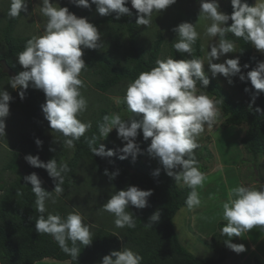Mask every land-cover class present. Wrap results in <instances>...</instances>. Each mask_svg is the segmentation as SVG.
<instances>
[{
    "label": "clouds",
    "instance_id": "obj_1",
    "mask_svg": "<svg viewBox=\"0 0 264 264\" xmlns=\"http://www.w3.org/2000/svg\"><path fill=\"white\" fill-rule=\"evenodd\" d=\"M70 2L87 9L95 5L97 14L108 16L115 13L117 20L132 14L127 7L130 2L136 10V24L147 27L152 22L154 11L161 13L175 4L176 0ZM230 4L232 12L228 14L221 10L219 0H199V17L212 21L205 34L218 37L204 59L193 55V45L199 38L195 24L187 21L178 24L172 29L176 34L172 46L177 53L187 54L190 58L158 59L155 67L139 73L126 88L122 100L127 105V111L133 115L127 120L122 119L119 114L103 117V122L97 125L101 140L106 139L115 129L117 138L126 142L122 148L106 151L104 144L95 146V136L88 141L93 156L110 158L118 151L121 153L118 157L120 160L131 157L134 163L137 157L143 154L136 142L142 132L145 141L149 138L151 140L146 149L147 154L158 161L167 176L192 189L185 200L189 210L201 206L202 201L196 189L202 187L206 180V175L199 170V162L195 156V149L199 147L197 138L205 131V127L209 130L213 128L221 113L218 107L221 101L206 94L210 84L208 73H211L212 78L218 75L225 77L229 84L233 83L232 77L237 76L241 82L250 81L252 89L256 91L253 92L248 87H245L244 91L251 93L248 105L251 109L258 96L264 93V61H257L256 67L246 74L242 71L239 56L219 63L214 62L229 53H236V45L234 41L226 38L227 33L236 38H243L258 52L264 53V0H255L254 5H249L247 0H230ZM27 12L28 0H10V17L16 18ZM40 12L47 18L43 34L27 40L24 50L17 54L16 61L24 70L10 78V87L13 90L32 87L43 91L45 103L41 105V109L44 118L51 130L65 137L63 143L71 149L91 127L90 122L84 123L78 119V115L86 111L88 106L87 99L81 93L84 82L80 79V74L88 66L83 59L84 50L98 49L101 33L86 17L76 16L68 7L54 6L53 0H41ZM243 68L247 69L249 65L244 64ZM19 96L23 100L25 92L20 91ZM11 99L8 91L0 90V137L6 135L5 121L10 114ZM254 111L262 113L259 107ZM134 114L139 116V119L133 118ZM222 134L223 132L220 136ZM35 143L37 147H42L43 142L40 139L37 138ZM236 148V162L240 163L246 153L237 142ZM49 150L55 151L52 148ZM230 151L229 147H225L223 154ZM24 157L30 166L45 169L55 184L54 190L49 192L42 187L43 182L35 172L23 177L25 186L30 183L36 197L35 210L39 213L35 220L36 232L50 235L60 249L71 257V261L78 262L81 252L79 245L90 246L93 241L90 225L84 223L79 211L69 212L66 217L50 212L45 215L46 200L52 197L53 192L59 196L64 191L63 173L69 171L67 163L58 166L55 158L44 162L38 155L29 154ZM230 160L232 161V157ZM261 170L264 171V164ZM159 173L158 168L153 175L158 176ZM104 175L114 180L119 175V170L109 172L105 169ZM152 195L151 189L142 190L130 185L111 194L101 210L114 215L117 228H135L134 215L128 211L129 205L143 209L148 206V198ZM222 209L223 221L226 223L220 228V235L228 238L223 241L224 244L237 254L245 252L247 249L244 244H236L232 240L255 227L264 228V187L256 189L241 184L230 189L227 200L222 203ZM160 216L159 210L154 212L145 227L152 228ZM142 260L143 257L139 253L123 245L120 250L103 256L100 264H142Z\"/></svg>",
    "mask_w": 264,
    "mask_h": 264
},
{
    "label": "trees",
    "instance_id": "obj_2",
    "mask_svg": "<svg viewBox=\"0 0 264 264\" xmlns=\"http://www.w3.org/2000/svg\"><path fill=\"white\" fill-rule=\"evenodd\" d=\"M249 5H253V0H247ZM69 11L79 16L78 10L74 4H67ZM131 15H125L119 20L115 19L116 14L105 16L104 18L91 21L99 30H103L104 36L100 42V47L95 50H84L87 53L85 63L88 65L82 71L87 81L89 89L93 90L98 101H102V94H107L114 90L122 82L130 83L134 81L139 73L149 71L156 66V61L162 56V45L164 38L158 34L156 40L145 39L136 24V10L132 8L131 3L127 5ZM232 12L231 4L227 13ZM19 17H9L5 26L0 25V31L4 30V39L7 47L4 56L0 59H6L8 64L17 72H21L22 66L15 62L19 52L24 50L27 40L33 36H15L14 29ZM231 21H229V24ZM104 26V28L102 27ZM226 38L234 41L237 54L240 58L242 71L246 74L256 67L257 61L261 55L255 52V48L243 38H236L231 33L226 34ZM196 58L204 59V50L201 42L197 39L193 45ZM242 52V53H240ZM168 54L173 59H189L187 54L177 53L172 44L169 47ZM164 59L166 57L164 56ZM248 64L249 68H243ZM96 75L93 78L91 75ZM0 72V81L5 76ZM210 84L206 94L214 100H219L218 105L221 114L225 119L224 127H240L247 124V130L244 135L234 133L238 146L242 144L246 154L252 157L264 155V93H261L252 105L248 107L251 99V93L244 91L245 87L252 89L250 81L241 82L237 77L241 98L236 99L229 94L223 86L209 75ZM236 81V82H237ZM199 87V85H198ZM25 92V98L21 100L20 91ZM252 91H256L252 89ZM12 99L9 102L11 109H19L22 123L26 124V129L21 133L19 142L12 143L5 149L7 156L11 158L10 162H16L21 154L27 156H39L41 161L48 162L55 158L58 166L61 163H67L69 171L63 173L64 191L57 196L52 193V197L46 200L47 213L59 214L66 217L69 212L79 211L84 218V223L90 225L93 241L90 246L81 248L78 262L71 261V257L66 255L48 234H38L35 230V220L39 213L35 210V195L32 192L31 184L25 186L23 177L35 172L42 180V187L49 192L54 190L55 184L52 178L43 168H35L28 163H23V172L20 168H11L10 163L0 171V264H36L51 261H67L68 264H100L103 256L111 251L120 250L124 245L139 253L143 257L142 264H223L226 256V245L224 240L228 239L219 233L212 235L214 252L219 256L202 257L192 253L183 245L179 234L176 231L174 218L178 212L187 208L185 200L192 191L183 182L176 183L171 177L167 176L162 166L154 161L145 164L148 144L142 135L140 145L143 154L139 155L133 163L131 157L120 160L121 155L117 151L116 155L110 158H101L93 156L89 149L88 141L93 136L97 137L96 145L104 144L101 140L97 125L103 122L105 115L111 116L112 110H117L114 103L105 104L103 107L92 114L88 120H91V127L85 132L74 148H67L63 141L65 137L59 132L51 130L48 121L44 118L41 105L45 103V94L42 90L32 87L28 89H18L17 93H12ZM107 96L105 97V100ZM107 105L111 106L107 108ZM259 107L262 113H256L255 108ZM117 113V112H116ZM95 116V117H94ZM94 120L92 121V119ZM6 134L9 131L5 132ZM229 134H226V137ZM3 138V137H2ZM40 139L42 147H37L35 140ZM144 141V142H143ZM3 142V139H2ZM105 150H116L112 145L104 144ZM55 149L50 151L49 149ZM196 159L199 162V170L206 172L209 168L207 162L214 158L213 153L207 146L195 150ZM111 161V162H110ZM232 164H239L232 158ZM33 168V170H32ZM160 169L158 176L153 173ZM13 170L15 176L6 180L3 173L7 170ZM107 169L109 172L119 170V175L114 180H110L104 175ZM84 170L85 174L81 173ZM250 171L253 169L250 166ZM23 173V174H22ZM25 173V174H24ZM88 176V177H87ZM137 186L142 190H153V195L148 198V206L143 209H137L129 205L128 211L134 215L135 228H117L115 226V217L113 214L102 211L101 207L110 198L115 191L123 190L128 186ZM219 185V184H218ZM94 186L95 189H94ZM222 190L224 186H221ZM219 189V192H223ZM197 190V189H196ZM100 194L97 198L93 194ZM53 200L55 203H53ZM159 210L161 216L158 222L154 223L152 228H146L145 224L149 222V217ZM100 212L98 215L97 213ZM226 222H219L222 227ZM122 239H120V238ZM264 238V237H263ZM262 238V240H263ZM260 239V238H259ZM261 240V241H262ZM236 241L233 238L232 242ZM260 242V241H259ZM223 246H222V245ZM264 246L261 242L260 248ZM262 249V248H261ZM255 264H263L259 258L255 259Z\"/></svg>",
    "mask_w": 264,
    "mask_h": 264
},
{
    "label": "rangeland",
    "instance_id": "obj_3",
    "mask_svg": "<svg viewBox=\"0 0 264 264\" xmlns=\"http://www.w3.org/2000/svg\"><path fill=\"white\" fill-rule=\"evenodd\" d=\"M54 6L66 7L67 4H73L70 0H53ZM220 8L222 11L227 13L228 7L230 5V0H219ZM255 4V0H253V5ZM10 6V0H0V25L5 26L8 22L9 15L8 10ZM41 0H28V12L24 13L23 16L19 19L18 23L14 29L15 36H37L43 34L44 25L47 21V18L44 17L40 12ZM132 6V5H131ZM79 16L78 17H86L89 22L104 18L105 16H100L95 11V5H92L91 9L77 7ZM151 24L149 26H140L139 30L142 34V37L145 39L156 40L158 34H162L164 38V42L162 45V53L160 59H164L170 57L168 54L169 47L172 42L176 39V34L172 31V29L182 22H191L195 24L196 30L199 33V40L201 42V46L204 50V57L207 55V52L210 50V46L213 43H216L218 37H209L206 33L207 26H210L212 21L205 17H199V0H176V3L168 7L166 10L160 12L154 11L151 17ZM104 28V26H102ZM4 29L0 31V56H4L7 47L5 46L6 41L4 39ZM101 33V40L103 39L104 32L99 30ZM256 53L261 55L259 61H264V53H260L255 49ZM87 56V53L84 52L83 59ZM238 56L237 49L236 53H229L225 57H221L219 61H214L215 63L223 62V60L228 58H235ZM17 57V56H16ZM15 62L16 59H14ZM23 70V68H21ZM2 71V67L0 66V72ZM205 71L207 72V61L205 60ZM86 71H82L84 74ZM211 75V73H208ZM93 78H96V75H91ZM83 77L85 81H87L85 76ZM3 80L0 81V90L5 89L9 92L10 95L12 93H17L18 89L13 90L10 87V76H3ZM81 79V78H80ZM218 81L223 88L236 99L241 98V92L239 91L238 81L232 77L233 83L229 84L227 79L223 76H217L214 78ZM84 82V87L81 88L82 95L87 99L88 106L86 111L80 113L78 115V119H80L84 123H89L91 120H88L92 114H95L103 107H106V104L116 106L117 110H112V114H119L122 119H129L133 114L127 111V105L123 103V96L125 94L126 88L129 84L126 82L120 83L118 86L114 88L113 91L108 92L107 94H102V101H98L95 96L93 90L89 89L87 82ZM237 81V82H236ZM107 99L105 100V97ZM214 99V98H212ZM111 106L107 105V108ZM20 110L11 109L10 114L6 118V129L5 132L9 131L5 136L0 137V171H3V167L13 163L10 167L20 168L21 172H23L22 167V158L24 160V164L27 163L23 154L16 162H10L11 158L7 156L8 146H12V143L19 142L18 138H21V133L26 129V124L22 123ZM117 112V113H116ZM95 117V116H94ZM135 119H139V116H135ZM94 118L92 119V121ZM225 119H223L221 113L218 118L217 123L213 126L211 130L205 127V131L197 138V142L199 147L195 150H198L200 147L207 146L210 151L213 153L214 158L211 161L207 162L209 168L204 174L206 175V180L202 187H197V191L199 193L202 204L200 207L195 208L193 210H189L188 208L181 209L178 214L174 218L175 228L179 234L180 240L185 247H187L192 253L207 257V256H215L219 255L214 252V245L212 242V235L214 233L220 234V226L219 222L223 221V209L222 203L227 200L229 190L235 188L241 184L245 186H251L253 188L259 189L264 187V171L261 170L264 164V155L260 157H252L251 155L244 154V158L241 159V162L237 164H232L230 158L234 157L236 161H238L237 151H236V141L233 134L237 133L239 135H244L247 130L248 125L243 124L240 127H233L232 125L228 128L224 127ZM91 123V122H90ZM223 134L220 136V134ZM226 134L229 136L226 137ZM141 137L142 135H138L136 138V142L141 145ZM3 139V142H2ZM104 144L112 145L115 149L122 148L124 143L121 139L117 138L116 130L109 134L106 139H103ZM144 142V141H143ZM151 140H147L144 144H150ZM225 147H229L231 151L229 153H224ZM239 147L244 146L242 144ZM245 152V151H244ZM222 155V156H221ZM157 161L156 159L151 158L149 155L145 157V164L152 163ZM158 162V161H157ZM250 166L253 169V172L250 171ZM12 170V171H13ZM33 170V168H32ZM10 169L3 173V177L6 180L12 179L15 174ZM83 174H85L84 170H82ZM23 174V173H22ZM25 174V173H24ZM86 175V174H85ZM88 177V176H87ZM219 184V185H218ZM223 187V190L221 189ZM96 186H94L95 189ZM221 189L223 192H219ZM97 198L100 197V194L95 193L93 196ZM100 212L97 213V215ZM264 228L255 227L250 232H245L241 235V237H234L236 244H244L246 247V251L243 253H235L234 251L226 248V256L223 264H255V259L259 258L263 261L264 264V246H261V242H264ZM260 238V239H259ZM263 238V240H262ZM262 240V241H261ZM260 241V242H259ZM222 245V244H221ZM223 246V245H222ZM37 264H68L67 261L59 262V261H49Z\"/></svg>",
    "mask_w": 264,
    "mask_h": 264
},
{
    "label": "water",
    "instance_id": "obj_4",
    "mask_svg": "<svg viewBox=\"0 0 264 264\" xmlns=\"http://www.w3.org/2000/svg\"><path fill=\"white\" fill-rule=\"evenodd\" d=\"M0 65L2 67V72L14 78L18 73L8 64L6 59H0Z\"/></svg>",
    "mask_w": 264,
    "mask_h": 264
}]
</instances>
